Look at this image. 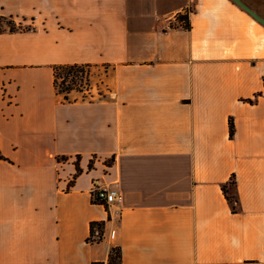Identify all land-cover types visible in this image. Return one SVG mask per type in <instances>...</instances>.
I'll use <instances>...</instances> for the list:
<instances>
[{
    "label": "crops",
    "instance_id": "0c3cea01",
    "mask_svg": "<svg viewBox=\"0 0 264 264\" xmlns=\"http://www.w3.org/2000/svg\"><path fill=\"white\" fill-rule=\"evenodd\" d=\"M241 1L264 19V0ZM0 15L21 27L0 33V264H107L113 248L121 264H264V25L233 0H0ZM65 64L91 66L88 92L58 93Z\"/></svg>",
    "mask_w": 264,
    "mask_h": 264
},
{
    "label": "trees",
    "instance_id": "16d2710c",
    "mask_svg": "<svg viewBox=\"0 0 264 264\" xmlns=\"http://www.w3.org/2000/svg\"><path fill=\"white\" fill-rule=\"evenodd\" d=\"M179 24L186 28H190V23L188 21L187 12L180 13L178 15ZM21 30L18 27L12 17H6L0 15V33L9 31L16 32ZM61 80V82H60ZM86 85L87 88L91 87V66L89 65H78V64H65L54 66V85L58 90L59 94L65 96V100H68V96L71 92L77 91L82 92L80 89L82 85ZM235 134V126L233 121L230 122V136L233 137ZM0 158H3L0 151ZM232 184H235L234 181ZM227 199L233 204V209H236V203L238 200L229 194L227 187H223ZM95 228H98L101 232V237L103 235V224L102 223H92L91 225V236L95 233ZM90 241H92L90 239ZM121 250L120 248H113L109 255V260L107 264H121Z\"/></svg>",
    "mask_w": 264,
    "mask_h": 264
},
{
    "label": "built area",
    "instance_id": "2783aa9c",
    "mask_svg": "<svg viewBox=\"0 0 264 264\" xmlns=\"http://www.w3.org/2000/svg\"><path fill=\"white\" fill-rule=\"evenodd\" d=\"M91 87L84 88L82 92H88ZM93 201L98 204L109 206L112 204H119L122 201L121 193L117 189H111L108 187H94ZM101 238V232L98 228H95V233L91 236L92 241H97Z\"/></svg>",
    "mask_w": 264,
    "mask_h": 264
},
{
    "label": "water",
    "instance_id": "95a60500",
    "mask_svg": "<svg viewBox=\"0 0 264 264\" xmlns=\"http://www.w3.org/2000/svg\"><path fill=\"white\" fill-rule=\"evenodd\" d=\"M240 7H242L247 13H249L253 18H255L258 22L264 25V19L260 17L256 12H254L250 7L244 4L241 0H233Z\"/></svg>",
    "mask_w": 264,
    "mask_h": 264
},
{
    "label": "rangeland",
    "instance_id": "374dc122",
    "mask_svg": "<svg viewBox=\"0 0 264 264\" xmlns=\"http://www.w3.org/2000/svg\"><path fill=\"white\" fill-rule=\"evenodd\" d=\"M60 82H61V80H60ZM92 85V84H91ZM84 88H87V86L86 85H82V87L80 88L81 90H83Z\"/></svg>",
    "mask_w": 264,
    "mask_h": 264
}]
</instances>
